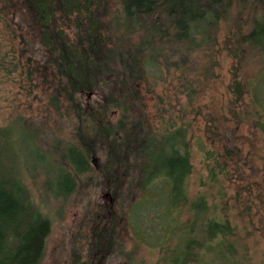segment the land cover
Returning a JSON list of instances; mask_svg holds the SVG:
<instances>
[{"label":"trees","instance_id":"1","mask_svg":"<svg viewBox=\"0 0 264 264\" xmlns=\"http://www.w3.org/2000/svg\"><path fill=\"white\" fill-rule=\"evenodd\" d=\"M239 1L252 3L253 9L250 25L236 36L237 43L258 54L264 66V0H10L9 7L0 0V21L13 38H20L23 65H36L35 71L29 67L25 74L30 87L46 95L43 111L56 116L66 133L54 138L58 162H52L48 156L52 147L37 141L34 126L0 124V264H41L51 231V221L33 202L25 176L41 173L49 197L64 200L76 190L78 179L93 170L92 160L98 159L101 182L95 183V190H109L113 204L87 206L84 246L80 248L81 239H76L80 253L75 264H99L120 251L122 244L114 241V234L125 227L143 244H161L164 224L155 235L151 227L155 205L143 198L158 184L171 187L167 200L180 207L176 223L181 207L187 206L199 232L189 236L182 248L166 247L163 263L235 264L236 248L229 239L234 226L204 194L193 200L187 196L192 163L183 129L173 123L160 131L146 127L150 124L141 81L160 46L185 53L202 47ZM135 34L139 41L128 46ZM181 62L182 58L172 65ZM6 70L14 71L9 65ZM237 84L238 80L233 83ZM207 153L218 165L217 158ZM217 172L209 168L210 183L216 182ZM133 193L138 196L128 198ZM123 201L125 211L120 209Z\"/></svg>","mask_w":264,"mask_h":264},{"label":"rangeland","instance_id":"2","mask_svg":"<svg viewBox=\"0 0 264 264\" xmlns=\"http://www.w3.org/2000/svg\"><path fill=\"white\" fill-rule=\"evenodd\" d=\"M9 1L2 0L5 7L10 6ZM247 3L232 4L211 38L200 48L185 53L176 48L171 51L168 45L160 46L153 54L155 63L149 66L141 85L150 124L146 127L160 131L173 123L185 133L192 163V172L186 178L189 200L202 193L210 205H216L222 218L229 219L234 226L229 239L236 248L235 264H264V66L258 54L243 45L244 49L239 48L236 39L250 25L253 6ZM18 13L21 15V10ZM104 19L107 25L104 29L108 31L111 28L108 17ZM139 38L136 34L129 37L128 46L137 43ZM22 46L20 38H13L0 21V124L25 122L34 126L37 141L52 147L48 156L52 162H58L53 145L59 135L66 137V133L56 116L43 111L46 95L40 88L30 87L25 74L29 67L35 71L36 65L28 68L23 65L26 57L21 55ZM182 52L185 57H181ZM181 58V64L172 65ZM7 65L13 66L14 71L6 70ZM35 74L43 82L44 77L38 72ZM236 80L238 84L234 86ZM208 150L211 157L217 158L218 165L209 158ZM92 161L93 170L78 179L76 190L64 200L49 197L42 186L41 173L30 179L25 176L33 202L51 221L41 264H75V255L80 253L75 246L76 239H81L80 248L84 246L87 206L113 204L114 197L109 190H95V183L101 182L99 159ZM210 167L218 171L215 183L208 181ZM19 172L23 178L24 174ZM170 191V186L158 184L143 196L155 205L151 224L155 235L161 223L164 224L163 245L143 244L125 227L123 232L114 234V241L122 244L120 251H114L99 264H164L166 247L182 248L189 236H199L198 221L194 215L190 216L187 206L181 207L176 223L180 207L167 200ZM136 196L133 193L127 197ZM161 202H165L163 208L158 207ZM126 204L123 201L124 208L120 209L125 211ZM163 215L167 217L164 222ZM116 218L122 219L119 214ZM193 227L196 230L191 234L188 229ZM81 250L83 255L85 249ZM196 252L199 255V249ZM169 254L168 261L175 250Z\"/></svg>","mask_w":264,"mask_h":264}]
</instances>
